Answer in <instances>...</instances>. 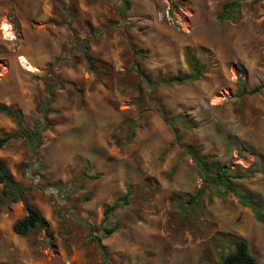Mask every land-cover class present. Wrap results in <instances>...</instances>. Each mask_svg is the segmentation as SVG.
<instances>
[{"label":"rangeland","instance_id":"374dc122","mask_svg":"<svg viewBox=\"0 0 264 264\" xmlns=\"http://www.w3.org/2000/svg\"><path fill=\"white\" fill-rule=\"evenodd\" d=\"M230 1L0 0V104L30 128L51 110L36 146L0 112V161L45 221L17 234L0 184V264H222L239 237L264 264V222L203 180L219 162L264 212V0ZM187 52L198 79L147 82L188 73ZM126 195L116 231L88 229Z\"/></svg>","mask_w":264,"mask_h":264},{"label":"trees","instance_id":"16d2710c","mask_svg":"<svg viewBox=\"0 0 264 264\" xmlns=\"http://www.w3.org/2000/svg\"><path fill=\"white\" fill-rule=\"evenodd\" d=\"M240 2L236 0H232L230 2H227L223 5V10L225 13L231 12L234 8L240 7ZM126 9L129 8V2L126 0ZM223 16V15H221ZM86 58L89 64V69L91 71H96V62L95 60L86 53ZM186 61L188 63V73L179 76V77H172V78H158L155 81H151L146 76L147 82L151 85V82H153V85H173V84H180L187 81H194L200 77V75L204 71V66L201 64L199 58L195 56V54H192L191 52L186 53ZM143 72L141 71V74ZM50 90V87L48 88ZM246 89L243 87V90ZM260 87L253 88L249 90V93H256L260 91ZM52 92V90H50ZM244 93V92H242ZM52 95L54 93L52 92ZM39 110L43 113L45 122H42L40 120L36 121L32 128H30L28 125H26V121L24 118V115L17 109L13 108L12 106L6 105V104H0V112L7 114L8 116L12 117L16 124L17 128L20 132V135L25 137L27 142L30 143V145L36 146L41 142V134L42 130L48 126V113L50 110L49 105L40 103L38 105ZM161 108V107H160ZM164 114V112H163ZM168 122L172 124L173 126H176L178 123H183L184 125H188L185 121V118L182 116H176L171 117L168 119ZM177 131V128H176ZM12 137L11 134L5 135L3 137H0V147L6 144ZM179 138V136H178ZM212 168H202L204 173V184H209L213 190L216 191V193H219V195H224L226 192H232L234 193L239 200L245 204L246 206L250 207L256 214V217L258 220L264 222V212L262 211L260 205L255 202L249 194L239 192L237 190V186L232 181L231 176L228 174V169L223 168L220 163L214 162ZM254 173V170H247L245 174L242 176H249ZM0 184H2V200L10 199L12 201H18V199L22 200L24 202L25 208L27 210V214L18 219L13 229L14 231L19 235H27L32 229L36 228H44L45 227V221L43 216L41 215L40 211L36 209L34 206H32L25 197V189L23 187V184L19 181H17L14 176L10 173V171L7 169V167L0 161ZM221 188H224V191L221 190ZM198 195V194H197ZM197 195L191 197L186 205L191 206L198 202ZM89 196H86V199H89ZM122 201L124 203H129L128 195L120 199L119 201H116L112 205H108L104 209V219L100 226V228L92 227L87 225L88 229L91 232L95 231H102L106 235L112 234L114 231H116L119 227V224L117 223L114 226H110L106 224L108 221L111 213L115 211L120 205H122ZM1 211V207H0ZM101 236H96L95 238L101 242ZM235 248L229 252L226 255H223L221 258L222 264H260L257 257L250 251V248L248 246V242L244 238H236L234 241ZM102 251H105L103 246H101ZM105 253V252H104ZM106 256V254H105ZM107 262V256L106 260L102 264H106Z\"/></svg>","mask_w":264,"mask_h":264}]
</instances>
